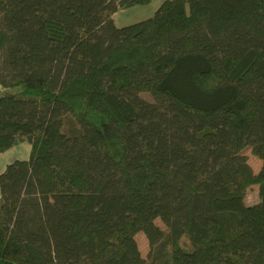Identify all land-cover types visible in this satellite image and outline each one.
Wrapping results in <instances>:
<instances>
[{"label": "trees", "instance_id": "obj_1", "mask_svg": "<svg viewBox=\"0 0 264 264\" xmlns=\"http://www.w3.org/2000/svg\"><path fill=\"white\" fill-rule=\"evenodd\" d=\"M151 3L0 0V264H264V0Z\"/></svg>", "mask_w": 264, "mask_h": 264}, {"label": "rangeland", "instance_id": "obj_2", "mask_svg": "<svg viewBox=\"0 0 264 264\" xmlns=\"http://www.w3.org/2000/svg\"><path fill=\"white\" fill-rule=\"evenodd\" d=\"M164 0H152V3L146 7H136L128 10H122L114 15V21L117 27H127L145 20H148L152 18L156 11L159 9L161 4ZM8 91L2 87H0V97L5 95ZM11 93L16 92L15 91H9ZM142 98H144L148 102H152V99L147 95H142ZM30 155V147L28 143H21L12 148L9 152L5 153L4 156H1L0 158V169L1 166L5 164H11L15 161H25L28 160ZM245 155L248 157V161L250 166L253 168L254 171H260V167L255 165V162L257 161L256 158L251 154V150L247 149L245 151ZM260 168V169H259ZM1 172V171H0ZM257 172V173H258ZM256 173V172H255ZM259 202V188L258 186H252L249 189L248 195L245 198V203L247 205H254ZM156 225L162 229L165 230V226L161 223V221L157 220ZM136 242L138 244V248L141 252V255L143 259L148 261V255L150 252L149 244L147 239L143 234H138L136 236Z\"/></svg>", "mask_w": 264, "mask_h": 264}, {"label": "crops", "instance_id": "obj_3", "mask_svg": "<svg viewBox=\"0 0 264 264\" xmlns=\"http://www.w3.org/2000/svg\"><path fill=\"white\" fill-rule=\"evenodd\" d=\"M164 1H166V0H164ZM164 1H163V2H164ZM134 8H136V7H134ZM131 9H132V8H131ZM113 19H114V16H113ZM20 144H21V143H20ZM29 147H30V145H29ZM13 148H14V147H13ZM10 150H11V149H10ZM10 150H8L7 152H9ZM30 151H31V147H30ZM7 152H5V153H7ZM5 153L0 154V158H1V156H4ZM29 157H30V155H29ZM28 159H29V158H28ZM256 160H257V161L255 162V165L261 168V167H262V163H261V161L258 160L257 158H256ZM9 164H10V163H9ZM9 164H5L4 166H3V165L1 166V169H0L1 172H0V175L4 172L5 168H6L7 165H9ZM260 168H259V169H260ZM252 169H253V168H252ZM253 171H254V170H253ZM254 172L257 173L258 171H254ZM0 200H1V195H0Z\"/></svg>", "mask_w": 264, "mask_h": 264}]
</instances>
